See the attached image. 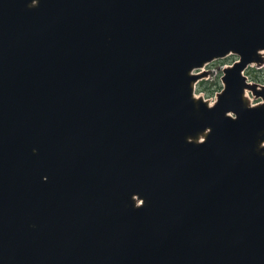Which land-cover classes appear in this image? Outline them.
I'll return each instance as SVG.
<instances>
[{
	"label": "water",
	"instance_id": "water-1",
	"mask_svg": "<svg viewBox=\"0 0 264 264\" xmlns=\"http://www.w3.org/2000/svg\"><path fill=\"white\" fill-rule=\"evenodd\" d=\"M263 64L264 0H0V264H264Z\"/></svg>",
	"mask_w": 264,
	"mask_h": 264
},
{
	"label": "rangeland",
	"instance_id": "rangeland-1",
	"mask_svg": "<svg viewBox=\"0 0 264 264\" xmlns=\"http://www.w3.org/2000/svg\"><path fill=\"white\" fill-rule=\"evenodd\" d=\"M238 57L230 55L227 58L213 61L205 65L202 69L195 70L193 73L197 74L202 71L206 73V76L199 80L196 84L195 95L197 97H202L209 103H214L216 101V95L222 89L221 77L223 75V69L231 66ZM244 75L248 78L250 82L264 85V64L260 67L256 65L248 66ZM250 103L257 104L260 100L255 99L250 93H247Z\"/></svg>",
	"mask_w": 264,
	"mask_h": 264
}]
</instances>
